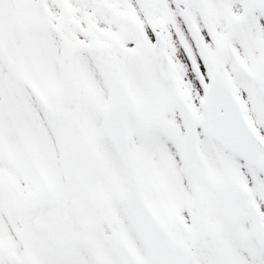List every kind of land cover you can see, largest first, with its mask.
<instances>
[{
	"label": "snow or ice",
	"instance_id": "1",
	"mask_svg": "<svg viewBox=\"0 0 264 264\" xmlns=\"http://www.w3.org/2000/svg\"><path fill=\"white\" fill-rule=\"evenodd\" d=\"M0 264H264V0H0Z\"/></svg>",
	"mask_w": 264,
	"mask_h": 264
}]
</instances>
